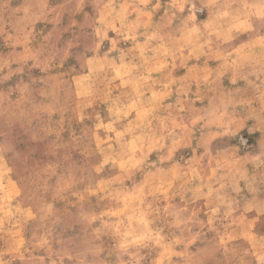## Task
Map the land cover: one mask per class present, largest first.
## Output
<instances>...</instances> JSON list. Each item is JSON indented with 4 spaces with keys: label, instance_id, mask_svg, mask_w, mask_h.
Masks as SVG:
<instances>
[{
    "label": "clouds",
    "instance_id": "9594fccd",
    "mask_svg": "<svg viewBox=\"0 0 264 264\" xmlns=\"http://www.w3.org/2000/svg\"><path fill=\"white\" fill-rule=\"evenodd\" d=\"M3 48L0 120L27 130L67 112L116 169L113 199L136 197L130 236L163 215L177 264H216L218 248L188 247L204 242L201 214L264 213V0H0Z\"/></svg>",
    "mask_w": 264,
    "mask_h": 264
},
{
    "label": "rangeland",
    "instance_id": "374dc122",
    "mask_svg": "<svg viewBox=\"0 0 264 264\" xmlns=\"http://www.w3.org/2000/svg\"><path fill=\"white\" fill-rule=\"evenodd\" d=\"M71 38L69 32L59 36L64 44ZM83 86L76 81L77 88ZM66 118L71 125L67 112L49 106L27 130L0 120V264H177L179 243L172 241L178 232L163 215L143 216V238L129 235L140 222L129 207L136 197L113 199L108 189L116 169L103 156L87 154L83 142L74 139L81 125L66 128ZM104 138L99 130L98 153ZM201 215L209 226L203 243L188 246L193 254L201 255L207 245L219 249L212 256L216 264H261L264 213L251 209L215 223Z\"/></svg>",
    "mask_w": 264,
    "mask_h": 264
}]
</instances>
